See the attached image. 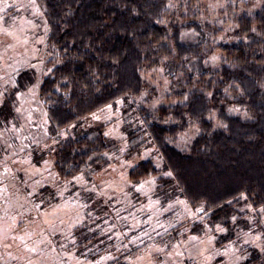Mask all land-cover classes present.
<instances>
[{
	"label": "trees",
	"instance_id": "obj_1",
	"mask_svg": "<svg viewBox=\"0 0 264 264\" xmlns=\"http://www.w3.org/2000/svg\"><path fill=\"white\" fill-rule=\"evenodd\" d=\"M176 1L43 0L53 59L39 85V98L56 145L49 149L59 182L91 167L113 148L100 129L88 123L89 116L120 98L139 97L143 70L165 66L178 81L172 90L176 102L156 109L141 107L145 132L162 169L172 172L169 180L180 197L191 207H203L206 222L226 225L242 205L260 211L264 207V6L237 18L234 38L218 46L224 58L204 70L206 54L199 48L205 32L196 14L180 15L182 22H177L173 13L167 24L161 21L166 11L176 8ZM194 1L180 0L178 5L185 9ZM7 102L0 108L1 122L14 117L12 106L5 109ZM190 123L200 133L187 150L179 149L177 136ZM67 130L68 136L62 135ZM162 169L148 158L130 170L129 178L137 183ZM43 189H30L23 174L0 164V215H25L33 204L54 200L55 191ZM103 206L105 213H114L106 202ZM109 213L97 217L95 233L87 228L76 245L81 256L95 247L89 240L97 237L89 262L112 250L111 232L104 230L103 222ZM137 247L132 243L108 264H129Z\"/></svg>",
	"mask_w": 264,
	"mask_h": 264
},
{
	"label": "rangeland",
	"instance_id": "obj_2",
	"mask_svg": "<svg viewBox=\"0 0 264 264\" xmlns=\"http://www.w3.org/2000/svg\"><path fill=\"white\" fill-rule=\"evenodd\" d=\"M178 2L161 21L167 24L173 13L177 22H182L180 15L196 14L205 32L199 48L206 54L204 70L218 66L224 58L218 46L234 38L237 18L264 6V0H195V5L184 9ZM0 18V108L9 101L5 109L12 106L14 111V117L10 115L4 122V116L0 117V164L23 174L34 191H55L54 200L44 206L33 204L25 215H0V264H108L132 243L138 247L129 264H264V251L255 246H264V213L245 204L229 216L226 225H212L205 221L208 212H197L201 207L188 205L165 175L168 171L162 169L141 117V107L156 109L176 102L172 90L178 81L165 66L143 70L139 97L120 98L121 103L115 101L111 108L105 106L89 116L88 123L100 129L113 149L75 175L79 181L72 177V183L59 182L49 149L56 145L48 134L49 120L39 98V85L53 59L47 45L43 0H0ZM188 38L192 40V36ZM218 125L215 120L214 128ZM199 133L190 123L178 134L175 146L187 150ZM148 158L162 172L146 179L152 182L137 191L129 172ZM104 202L114 210L103 221L107 222L104 230L111 232L112 250L99 261L89 262L97 237L89 240L95 247L82 257L76 245L87 228L95 233L99 223L94 221L107 214ZM217 225L225 231H218ZM145 244L147 248L140 249ZM225 249L227 256L222 255Z\"/></svg>",
	"mask_w": 264,
	"mask_h": 264
},
{
	"label": "snow or ice",
	"instance_id": "obj_3",
	"mask_svg": "<svg viewBox=\"0 0 264 264\" xmlns=\"http://www.w3.org/2000/svg\"><path fill=\"white\" fill-rule=\"evenodd\" d=\"M0 19H2V18H0ZM49 71H51V69H49ZM34 87H35V85H34ZM2 95H3V93H0V96H2ZM17 95H22V94L21 93H18ZM117 103H121V101H117ZM106 107L111 108L112 105L109 104V105H106ZM17 111H19V109H17ZM105 135H107V133H105ZM121 151H124V149H121ZM165 175L171 177L173 174H172L171 171H169V172L165 173ZM73 179L79 181L81 178L80 177H74ZM151 182L152 181H150V180H141V181H139L137 183H133L132 184V187H134L137 191H142L144 185L145 184H148V183H151ZM241 195H242V198L247 199L246 196H243V194H241ZM203 211H204V208L203 207L197 209V212H203ZM261 211H264V207H262ZM192 215H196V213H193ZM233 219L235 220V217H233ZM217 230L220 231V232L225 231V229L224 228H221L219 225H217ZM261 235H264V233H262ZM255 239L256 240H259L260 239V236H257ZM244 242L245 243H248L249 241L245 240ZM252 242L255 243V241H252ZM255 246L261 248V251H264V246H262L260 244H255ZM228 254L229 253H228V250L227 249H225V251L222 253V255H225V256H227Z\"/></svg>",
	"mask_w": 264,
	"mask_h": 264
}]
</instances>
